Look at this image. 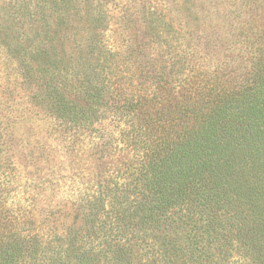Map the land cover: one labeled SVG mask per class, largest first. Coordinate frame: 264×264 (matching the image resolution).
Returning a JSON list of instances; mask_svg holds the SVG:
<instances>
[{
  "label": "trees",
  "instance_id": "obj_1",
  "mask_svg": "<svg viewBox=\"0 0 264 264\" xmlns=\"http://www.w3.org/2000/svg\"><path fill=\"white\" fill-rule=\"evenodd\" d=\"M179 9L0 0V264H264V41L236 72L179 53ZM33 119L86 176L45 224L11 158Z\"/></svg>",
  "mask_w": 264,
  "mask_h": 264
},
{
  "label": "rangeland",
  "instance_id": "obj_2",
  "mask_svg": "<svg viewBox=\"0 0 264 264\" xmlns=\"http://www.w3.org/2000/svg\"><path fill=\"white\" fill-rule=\"evenodd\" d=\"M175 1L180 9L174 12V23H179L181 32L174 36L172 47L179 53L209 52L216 57L211 59L213 63L226 64L236 72L246 61L245 53L264 41V0H192L197 21L183 17L189 7L187 0ZM39 119L31 120L37 123L31 132L18 130L11 158L17 197L25 205L35 202L38 221L45 224L49 211L62 220L77 206L86 176L57 146V135H49V126ZM87 140L89 137L80 134L77 147H84ZM83 149L76 150L77 156Z\"/></svg>",
  "mask_w": 264,
  "mask_h": 264
}]
</instances>
